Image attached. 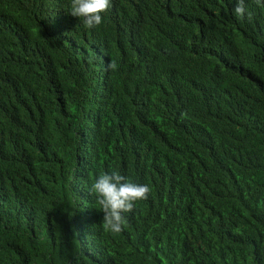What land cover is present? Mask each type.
Returning a JSON list of instances; mask_svg holds the SVG:
<instances>
[{
    "label": "trees",
    "instance_id": "16d2710c",
    "mask_svg": "<svg viewBox=\"0 0 264 264\" xmlns=\"http://www.w3.org/2000/svg\"><path fill=\"white\" fill-rule=\"evenodd\" d=\"M69 8L0 0V264H264V0ZM113 170L151 188L120 233Z\"/></svg>",
    "mask_w": 264,
    "mask_h": 264
},
{
    "label": "clouds",
    "instance_id": "9594fccd",
    "mask_svg": "<svg viewBox=\"0 0 264 264\" xmlns=\"http://www.w3.org/2000/svg\"><path fill=\"white\" fill-rule=\"evenodd\" d=\"M110 7L111 0H70L69 13L74 17H82L85 27L94 28L102 23L101 14ZM241 10L237 8L238 12ZM108 67L115 69L116 65L110 63ZM91 191L96 194L103 213L105 231L120 233L126 223L124 214L131 213L137 201L148 199L151 188L113 170L98 175Z\"/></svg>",
    "mask_w": 264,
    "mask_h": 264
}]
</instances>
